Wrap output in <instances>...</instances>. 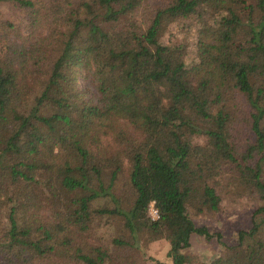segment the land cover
Segmentation results:
<instances>
[{"label":"trees","instance_id":"16d2710c","mask_svg":"<svg viewBox=\"0 0 264 264\" xmlns=\"http://www.w3.org/2000/svg\"><path fill=\"white\" fill-rule=\"evenodd\" d=\"M7 1L58 35L0 23V264H103L100 220L120 223L114 247L165 241L171 264H264V203L232 245L188 213L218 211L228 185L264 200V0H162L138 23L148 0ZM177 20L195 24L189 66L161 41ZM192 234L222 253L186 256Z\"/></svg>","mask_w":264,"mask_h":264},{"label":"rangeland","instance_id":"374dc122","mask_svg":"<svg viewBox=\"0 0 264 264\" xmlns=\"http://www.w3.org/2000/svg\"><path fill=\"white\" fill-rule=\"evenodd\" d=\"M35 3V7L39 8L42 13L45 12V8L53 3H57L58 0H32ZM162 0H148L138 7L134 13V20L138 23L141 19H146L154 8ZM76 3L77 0H72ZM26 8H22L13 4L12 2L0 3V23H7L13 25V34L16 40H21L22 37H27L28 41H33L41 36L47 37V32H51L52 35H58V28L54 25L48 28L46 20L40 22L36 26H30L29 17ZM50 14V13H49ZM46 17H51L46 15ZM147 20V19H146ZM195 24L192 20H177L167 25L161 41L164 43H180L185 45L184 60L187 66L193 63L194 57V38H195ZM55 33V34H54ZM240 105L236 107L240 109ZM240 113V110H238ZM176 113L170 111L169 116L172 119H176ZM238 127L243 125L241 116H238L237 120ZM242 133H243V129ZM244 135V133H243ZM192 142L197 144H203L205 137L203 135H195L192 137ZM124 166L127 164L124 162ZM124 167V168H125ZM126 169L123 170L122 178L125 176ZM222 199L218 211H203L202 213H193L192 210H188L189 216L195 226H204L209 232L219 233L220 239L226 245H232L235 243L236 232L239 229H248L250 227V216L252 211L259 205L264 203V200L260 194L250 186H243L240 184L228 185L225 190L221 193ZM2 226H5L6 219L4 218V212L1 215ZM100 225L95 226L90 230L93 234V238L110 249V257L103 264H152V261L148 257H152L159 262L164 264H171V260L166 256L168 244L159 240L148 244L139 242V247L124 246L114 247L109 243V240L113 236L123 235L124 231L121 229L118 221H111L107 224L102 225V220L98 221ZM190 246L186 248L183 253L186 256H195L199 261H209L216 257L223 251V247L218 244L216 239L210 238L205 239L204 237L196 234L190 235L189 238Z\"/></svg>","mask_w":264,"mask_h":264},{"label":"built area","instance_id":"2783aa9c","mask_svg":"<svg viewBox=\"0 0 264 264\" xmlns=\"http://www.w3.org/2000/svg\"><path fill=\"white\" fill-rule=\"evenodd\" d=\"M148 214L150 218L155 219L157 217L156 209L153 206V202H151L148 206Z\"/></svg>","mask_w":264,"mask_h":264}]
</instances>
